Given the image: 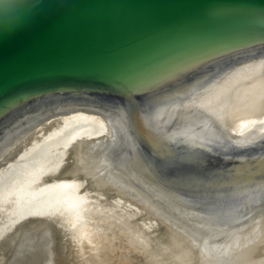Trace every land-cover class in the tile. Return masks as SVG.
Masks as SVG:
<instances>
[{"label":"bare ground","instance_id":"1","mask_svg":"<svg viewBox=\"0 0 264 264\" xmlns=\"http://www.w3.org/2000/svg\"><path fill=\"white\" fill-rule=\"evenodd\" d=\"M139 35L0 96V264H264V10Z\"/></svg>","mask_w":264,"mask_h":264},{"label":"water","instance_id":"2","mask_svg":"<svg viewBox=\"0 0 264 264\" xmlns=\"http://www.w3.org/2000/svg\"><path fill=\"white\" fill-rule=\"evenodd\" d=\"M214 6L264 10V0H33L20 15L0 20V96L59 79L80 62L127 48L146 28ZM240 20L230 14L219 21Z\"/></svg>","mask_w":264,"mask_h":264}]
</instances>
